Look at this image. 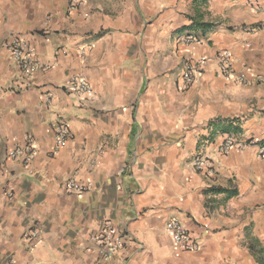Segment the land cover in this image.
I'll list each match as a JSON object with an SVG mask.
<instances>
[{
  "label": "clouds",
  "instance_id": "clouds-1",
  "mask_svg": "<svg viewBox=\"0 0 264 264\" xmlns=\"http://www.w3.org/2000/svg\"><path fill=\"white\" fill-rule=\"evenodd\" d=\"M0 264H264V0H0Z\"/></svg>",
  "mask_w": 264,
  "mask_h": 264
},
{
  "label": "crops",
  "instance_id": "crops-1",
  "mask_svg": "<svg viewBox=\"0 0 264 264\" xmlns=\"http://www.w3.org/2000/svg\"><path fill=\"white\" fill-rule=\"evenodd\" d=\"M67 14H71L70 12L67 13ZM203 71V69L201 70V72ZM219 74V73H218ZM255 83V82H254ZM256 84H259V83H256ZM60 88L62 91H64L66 94L68 95H73L72 93H69L68 91L65 90V88H63V85H60ZM144 89H141V91H143ZM18 91V89H17ZM122 117V114H118L117 116V119H120ZM130 125H131V131L130 133L128 134V139H130L132 142L128 144V152H129V155L131 156L132 155V150H133V147H134V138H135V135H136V132H137V128H136V123H137V116L134 112L133 116L130 118V121H129ZM130 163V162H129ZM117 175L124 181H128L129 177L132 176V172L131 170L128 168V167H125L122 171H120L119 173H117ZM116 187L119 188V184L117 183L116 184ZM171 207H175L174 205H170ZM143 211H148V206L147 204H145L143 206ZM189 215L191 216V213H189ZM193 223L195 226L199 227L200 226V221H199V218L195 217V216H192L191 217ZM131 227V226H130ZM206 227V225H205ZM215 231H213V235H215ZM133 243L135 241H132Z\"/></svg>",
  "mask_w": 264,
  "mask_h": 264
},
{
  "label": "built area",
  "instance_id": "built-area-1",
  "mask_svg": "<svg viewBox=\"0 0 264 264\" xmlns=\"http://www.w3.org/2000/svg\"><path fill=\"white\" fill-rule=\"evenodd\" d=\"M225 67H227V65H225ZM201 70H202V69H201ZM228 74H229V75H234L235 73L232 72V71L230 70ZM254 82H255V83H260L259 80H256V81H254ZM63 88H65V90L68 91L69 93H72V90L68 89L66 86H63ZM10 90H11V89H10ZM72 94H73V93H72ZM185 235H187V232L185 233Z\"/></svg>",
  "mask_w": 264,
  "mask_h": 264
}]
</instances>
